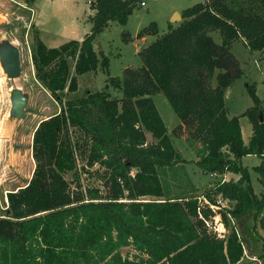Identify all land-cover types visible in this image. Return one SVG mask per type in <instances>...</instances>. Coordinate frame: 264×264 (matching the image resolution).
<instances>
[{"label": "trees", "instance_id": "obj_1", "mask_svg": "<svg viewBox=\"0 0 264 264\" xmlns=\"http://www.w3.org/2000/svg\"><path fill=\"white\" fill-rule=\"evenodd\" d=\"M88 1L94 12L81 40L47 47L32 34L34 76L59 109L32 132L28 182L6 192L0 264H252L242 260L244 243L233 227L219 238L203 220L207 213L198 216L196 195L171 196L192 183L182 167L187 159L175 149L151 95H165L184 138L197 144L196 167L237 174L210 188L233 202L218 212L220 219L227 224L226 215L239 221L251 214L264 238V192L255 194L249 167L240 161L247 153L259 157L250 168L264 187V111L247 83L251 104L241 114L252 133L244 144L238 115L229 116L223 100L224 88L241 73L232 41L263 51L264 0L197 1L159 34L152 21L137 34H156L139 49L138 66L107 75L103 90L63 99L77 90L78 75L95 72L98 64L107 70L106 54L93 46L96 36L111 22L125 23L139 6V0ZM94 166L102 170V190L80 179ZM210 191L202 195L214 201ZM127 246L132 253L123 255L120 248Z\"/></svg>", "mask_w": 264, "mask_h": 264}, {"label": "rangeland", "instance_id": "obj_2", "mask_svg": "<svg viewBox=\"0 0 264 264\" xmlns=\"http://www.w3.org/2000/svg\"><path fill=\"white\" fill-rule=\"evenodd\" d=\"M197 1L202 0H146L144 6H138L129 14L125 23L119 24L117 22H111L98 33L93 44L95 49H100L101 52L106 54L108 60L107 70H102L98 64L95 73L89 71L78 76L79 82L77 90L64 94L63 99L84 95L86 90H103L106 85L105 78L107 75L120 76L122 75L124 67L137 66L140 60L138 50L153 39V35L151 34L150 37H147L146 41L140 40L139 38L141 36H137L139 29L153 21L156 24L157 33H161L166 29L168 20L173 22L178 21L180 18V10ZM0 6L9 10L11 19L15 17L18 19L19 15H28V12L20 8L17 3H7L6 0H0ZM84 7L86 9V7L89 6L85 3ZM174 9L179 17L175 16L173 18L174 15L171 11ZM84 16V18L87 19L88 16L86 14H84ZM0 20H2L1 13ZM48 31L49 33L54 32V27ZM33 32L34 30H30L29 36L25 37L22 36L19 29L13 25L12 20L8 21V26L5 25V22L0 21V40L6 38L17 47L21 72V74L13 78V80L8 79L4 72H2L0 66V214L4 213V205L6 204V199L4 198L5 192L24 185L30 178L31 170L34 168V162L31 157V138L35 124L40 118L49 116L58 111L56 101L45 89L36 83L34 72L31 71L29 51L30 46L33 44ZM125 34H127L129 38H126ZM210 34L213 39L219 40L217 31H211ZM232 50L238 57L246 61L243 70V74L246 75L245 79H258V63L252 61L253 58L248 54V50L244 49L239 40H234ZM261 64L264 65V61H262ZM262 68L260 70L264 71ZM14 86L26 93L28 100L23 116L19 119L12 120L9 117V94L10 89ZM109 89L112 95H120L119 91L111 88ZM232 89L231 94H226L225 98L228 111H230L229 114L236 113L251 103L246 86L244 87V84L240 83V81H236ZM151 98L166 126V131L170 135L175 149L179 151L181 156L187 159V161L182 164V167L187 171L192 183V187H189L186 183L181 184L180 188H176L171 193V196H179L178 193L184 190L196 195L200 214L202 216L204 212L207 213V216L203 215V217H205V220L209 224H213L216 221L222 223L224 226L223 236L229 232L230 227L234 228L238 238H241L244 243L243 261L252 264H264V238L262 237L261 230L256 224L253 229V220L250 218L251 214L240 218L239 221L231 220L228 215H226V220H228L227 224L220 219L218 212L231 208L233 202H228V200L220 198L218 194H213L210 191V188L217 180L215 177L209 176L205 171L199 170L194 164L193 160L195 153L193 147L197 144L189 143L184 138L186 132L181 126L176 125L178 123V117L173 112L165 95L161 92H154ZM260 105L261 108H264L263 102ZM242 119L246 121L245 115L242 116L241 120ZM146 140H152L148 132H146ZM245 161L248 162L249 160L246 159ZM78 162L79 165L83 163L79 159ZM100 170V168L94 166L91 168L88 175L82 173L80 175L82 184L95 185L102 190V181L104 179L102 177L103 173H100ZM249 173L250 182L253 185L255 194L257 195L264 192L263 185L256 179V173L253 172L251 168H249ZM70 176V173H68L65 175V178L70 181ZM206 190L210 191L209 196L213 198L214 201L202 195ZM120 251L123 255L132 253L131 248L128 246L120 248ZM251 258L254 261H252Z\"/></svg>", "mask_w": 264, "mask_h": 264}, {"label": "crops", "instance_id": "obj_3", "mask_svg": "<svg viewBox=\"0 0 264 264\" xmlns=\"http://www.w3.org/2000/svg\"><path fill=\"white\" fill-rule=\"evenodd\" d=\"M6 2L7 3H14V4L17 3L20 8H22L24 11L28 12V15H24V16L19 15V18H18L19 20L17 19V17L11 19L10 18L11 14H10L9 10L6 8H2L0 6V13L2 14V20H0V21L5 22V25L8 26V21L12 20L13 25H15V27L18 28L19 31L22 33V36H25V37L29 36L28 34H29L30 30L36 31L38 37L42 40V42L47 47L48 46H50V47L57 46L63 42H66V40H68V39L81 40L84 36V33L89 30L90 25H91V23L89 21V15H92L94 12V9H92L90 7L88 0H34L29 5L25 2V0H6ZM85 3L87 4V6H89V7H86V9L84 7ZM171 12H173V14H174L176 12V10L174 9ZM171 12H170V14H171ZM84 14H86L88 16L87 19L84 18L85 17ZM170 22H173V21H170ZM173 23H175V22H173ZM52 27H54V32L49 33L48 30H50ZM156 34H159V33H156ZM156 34H152L153 38L155 37ZM150 36H151V34H144L139 39L142 41H146L147 37H150ZM234 40H239L241 42V44L243 45L244 49L248 50V54L253 58L252 61H255V63L256 62L258 63L259 78L258 79L257 78H254V79L250 78L249 80L245 79L246 75L243 74L244 73L243 70H244V64L246 63V61L244 59L242 60L240 57H238V55L232 50V45L234 43V41H232V43L230 45V50H231L232 54L234 55V57L238 58V61H239L240 67H241V73H240L239 77H237L231 84L226 86L223 90V100H224V104L227 107V111H228V105L225 103L226 94H228V95L231 94V91L233 90L232 87L236 83V81H240V83L244 84V87L246 86L247 83H254L253 84L254 85V92H256V94L258 95V97L260 99V104L262 102L264 103V71L260 70L262 67H264V65L261 64V62L264 61V48H263V51H259L256 49L250 50L247 46L244 45L242 39H234ZM152 41H153V39H152ZM152 41H150V42H152ZM138 52H139V50H138ZM139 64H140V60H139ZM130 67H132V66H130ZM262 69H264V68H262ZM31 71H33L32 66H31ZM92 72H94V71H92ZM78 76H80V75H78ZM36 83L39 86H41L37 80H36ZM212 83H214V81H212ZM47 93H48V91H47ZM250 104H248V105H250ZM58 109H59V107H58ZM242 110L237 111L236 113H232V114H229L230 111H228V115L229 116L230 115H236V114L238 115V123H239V129H240V133H241L242 142L244 144H246L251 133H252V129H251V125H250L246 115H245L246 121L244 119L241 120V118L243 116V114H241ZM262 110L264 111V108H262ZM46 117H48V116H44V117L40 118L38 121H40ZM263 121H264V115H263ZM194 159H195V157H194ZM246 159H248L249 161L248 162L245 161ZM258 160H259V157L253 153H247L245 155H242L240 158V161L242 162V164L247 165L249 168L253 164H256V162ZM199 170H201V169H199ZM31 171H33V170H31ZM205 173H208L209 176H211V177H215V179L217 181L221 177H223V179H227L229 177H232L233 179H235L237 177V174L232 173L230 171H223L220 173H217L215 171H211V172H205ZM31 174H32V172H31ZM31 174H30V176H31ZM26 183L24 185H26ZM24 185H21V186H24ZM14 190H16V189H14ZM14 190H7L6 192L14 191ZM6 192L4 194L5 199H6ZM6 207H7V199H6V204L4 205V209ZM251 259H249V260H251ZM242 260H244V259H242ZM252 261H254V260L252 259ZM255 261H258V260H255Z\"/></svg>", "mask_w": 264, "mask_h": 264}, {"label": "water", "instance_id": "obj_4", "mask_svg": "<svg viewBox=\"0 0 264 264\" xmlns=\"http://www.w3.org/2000/svg\"><path fill=\"white\" fill-rule=\"evenodd\" d=\"M173 15V18L175 16L179 17L176 12ZM0 66L2 72H4L8 79L13 80V78L18 77L21 74L18 49L6 38L0 40ZM9 100V117L12 120L19 119L25 113V107L28 100L27 94L14 86L10 89ZM259 118L261 119L262 117L259 116Z\"/></svg>", "mask_w": 264, "mask_h": 264}, {"label": "built area", "instance_id": "obj_5", "mask_svg": "<svg viewBox=\"0 0 264 264\" xmlns=\"http://www.w3.org/2000/svg\"><path fill=\"white\" fill-rule=\"evenodd\" d=\"M88 2H90V1H88ZM145 4H146V0H139L138 1L139 6H144ZM222 179H223V177H221L219 179V181ZM198 216L200 218H202L199 209H198ZM203 220L205 221L206 225H208L210 228H212L213 232L216 234L217 237L222 238L223 232H224V226L222 223H220L219 221H216L213 224H209L205 219H203Z\"/></svg>", "mask_w": 264, "mask_h": 264}, {"label": "bare ground", "instance_id": "obj_6", "mask_svg": "<svg viewBox=\"0 0 264 264\" xmlns=\"http://www.w3.org/2000/svg\"><path fill=\"white\" fill-rule=\"evenodd\" d=\"M12 157V156H11ZM12 159V158H11Z\"/></svg>", "mask_w": 264, "mask_h": 264}]
</instances>
